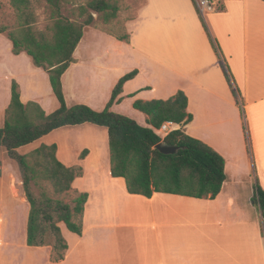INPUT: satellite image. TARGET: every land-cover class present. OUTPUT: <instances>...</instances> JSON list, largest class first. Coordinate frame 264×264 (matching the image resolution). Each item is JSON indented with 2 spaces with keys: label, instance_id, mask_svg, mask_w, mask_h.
<instances>
[{
  "label": "crops",
  "instance_id": "crops-1",
  "mask_svg": "<svg viewBox=\"0 0 264 264\" xmlns=\"http://www.w3.org/2000/svg\"><path fill=\"white\" fill-rule=\"evenodd\" d=\"M219 1L218 12L205 22L232 84L191 0H145L125 23L128 43L85 28L75 62L61 78L67 107L80 104L100 112L118 80L137 70L110 111L135 118L143 127L146 116L135 114L134 101L167 100L183 92L192 118L176 129L224 159L219 194L214 199L129 194L125 180L111 176L105 128L82 124L54 130L18 151L56 145L63 165L82 169L71 191L88 198L82 234L61 224L68 248L63 260L50 264H264V219L242 189L248 178L254 190L252 175H258L264 190V1ZM13 80L23 104L35 102L46 115L58 108L47 73L25 53L14 55L11 42L0 34V128ZM126 103L134 111H125ZM21 195L20 205L12 196L0 198V207L9 211L7 221L0 218V232L10 231L9 240L26 228L29 205ZM15 207H21L22 219ZM93 237L95 247L87 244Z\"/></svg>",
  "mask_w": 264,
  "mask_h": 264
},
{
  "label": "trees",
  "instance_id": "trees-1",
  "mask_svg": "<svg viewBox=\"0 0 264 264\" xmlns=\"http://www.w3.org/2000/svg\"><path fill=\"white\" fill-rule=\"evenodd\" d=\"M9 5L14 13V24L0 26V34H5L11 42L14 55L25 53L33 66L47 73L59 104L46 115L35 102L23 104L19 85L14 80L11 82L10 102L0 128V147L17 165L29 205L27 247H49L50 261L59 262L68 248L60 225L70 233L82 234L88 195L76 193L66 201L74 180L82 175L81 167L63 165L56 157L54 144L41 145L25 154L18 151L66 126L92 124L107 130L111 176L123 178L129 194L151 198L154 193H163L197 199H214L219 194L225 181V162L219 154L182 129L170 132L163 139L155 133L164 122L181 126L191 121L183 92L178 91L167 100L134 101L132 107L146 116L147 127L110 111L113 104L121 102L123 85L137 75V70L118 80L102 111L96 112L80 104L66 106L61 78L75 62L73 53L83 32L95 26V15L104 26H110L119 12L117 0H87L84 4L76 0H9ZM203 28L227 81L232 84L216 42L204 23ZM103 32L121 42L130 40L125 27L119 31L107 28ZM244 129L248 145L249 135L245 126ZM158 144L176 147L177 151L171 155L161 154L155 149ZM253 203L264 219V190L258 183L254 186Z\"/></svg>",
  "mask_w": 264,
  "mask_h": 264
},
{
  "label": "rangeland",
  "instance_id": "rangeland-1",
  "mask_svg": "<svg viewBox=\"0 0 264 264\" xmlns=\"http://www.w3.org/2000/svg\"><path fill=\"white\" fill-rule=\"evenodd\" d=\"M76 1L81 4L87 2V0H76ZM117 2L119 7L117 19L110 26H104L102 22L98 20V16L95 15L96 23L94 28L102 31L107 28H111L113 31H119L123 29L127 21L133 20L136 17L138 10L144 4L145 0H117ZM207 17L205 19L199 17V19L201 20L202 25L203 23L205 24L210 36L212 37V39H214L205 22ZM42 18L43 17H41V19ZM14 20H15L14 13L9 5V0H0V26L11 27L14 24ZM128 107L129 106L126 103L125 111L133 110L132 107H129V109ZM134 112L135 114L141 115V113L137 111ZM131 119L135 120V118H131ZM247 147L249 148V144L247 145ZM252 178L255 180L254 186L257 182L260 185L259 182L260 179L258 175H252ZM249 181L250 180H248V178L245 179L242 185V189H243V193L246 194L248 198L251 197L250 198L251 202L252 204H254L253 203L254 190L252 188L253 184L251 183V185H249L248 184ZM20 194H22L21 195L22 197L24 196L21 186V178L19 175L17 165L13 161H10L7 158L4 148L0 147V198L5 199L7 198V196H12L18 202V205H20L21 203V201L19 200ZM75 195H76L75 192L70 191L68 197L66 198V201L69 202ZM26 206L28 210V205ZM0 209H1L0 218H2V221L5 222L7 221V218H9V211L5 207L3 208L0 207ZM15 211H17L19 215V217L17 218H20L22 211L21 207H17ZM25 229L26 228H24L22 235L12 236L10 240H9V235L10 234L12 235L10 231H7L6 234H2L0 232V264H50L49 263L50 248L49 247H41L34 249L28 248L25 243V238H26Z\"/></svg>",
  "mask_w": 264,
  "mask_h": 264
},
{
  "label": "built area",
  "instance_id": "built-area-1",
  "mask_svg": "<svg viewBox=\"0 0 264 264\" xmlns=\"http://www.w3.org/2000/svg\"><path fill=\"white\" fill-rule=\"evenodd\" d=\"M193 6L197 12V15L205 19L208 15L217 13L220 7L219 0H191ZM176 130V125L169 122H164L159 129L155 130V133L163 139L170 132Z\"/></svg>",
  "mask_w": 264,
  "mask_h": 264
},
{
  "label": "water",
  "instance_id": "water-1",
  "mask_svg": "<svg viewBox=\"0 0 264 264\" xmlns=\"http://www.w3.org/2000/svg\"><path fill=\"white\" fill-rule=\"evenodd\" d=\"M155 149L158 150L161 154L164 155H171L174 154L177 151L176 147H171V146H165L162 144H158L155 146Z\"/></svg>",
  "mask_w": 264,
  "mask_h": 264
},
{
  "label": "bare ground",
  "instance_id": "bare-ground-1",
  "mask_svg": "<svg viewBox=\"0 0 264 264\" xmlns=\"http://www.w3.org/2000/svg\"><path fill=\"white\" fill-rule=\"evenodd\" d=\"M88 242H89V243H87V244H92V243H93V245H94V244H95V237H93L92 239L89 238ZM93 247H95V245H94ZM91 251H94V248H91ZM87 252H88V251H85V250H84V254H85V255H87ZM95 253H97V252H95ZM88 254H89V252H88Z\"/></svg>",
  "mask_w": 264,
  "mask_h": 264
}]
</instances>
